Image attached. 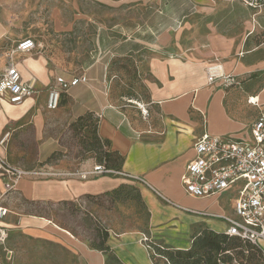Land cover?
Returning a JSON list of instances; mask_svg holds the SVG:
<instances>
[{
    "label": "crops",
    "instance_id": "obj_1",
    "mask_svg": "<svg viewBox=\"0 0 264 264\" xmlns=\"http://www.w3.org/2000/svg\"><path fill=\"white\" fill-rule=\"evenodd\" d=\"M26 2L29 6L22 7ZM219 6L241 7L255 21L262 13L215 0H0V56H5L0 73L7 66L8 50L19 42L33 39L46 48L50 46L35 27L33 16L40 13L50 16L57 34L72 33L76 26H80L79 34H93L88 41L92 45L87 47L91 51L85 58L87 63L84 61L78 75L72 78L52 72L48 59L34 54L38 48L14 56L23 79L37 81L38 93L22 105L2 104L0 140L6 133H11L10 141L21 135L27 123L44 131L51 122L70 125L90 114L98 119L99 137L109 141L111 150L124 157L122 172L127 175H102L87 181L23 179L17 185L16 200L3 202L7 180L0 174V205L7 206L10 215H18L21 229L38 237H63V233L69 244L78 246L89 264H105L103 253L90 249L52 222L17 214L16 203L24 200L42 206L77 204L129 186L138 189L150 214L152 238L167 246L189 250L193 236L202 229L226 232L225 222L213 216L233 215L230 194L193 198L185 193L181 183L195 157L194 145L204 132L248 137L252 125L264 112L260 111L254 120L251 106H264V90L257 92L254 80L240 84L246 75L256 72V65L244 64L243 45L237 39L219 34L211 24L207 36L185 41L187 33L197 34L194 22L212 18ZM21 17L29 18L24 29ZM118 56L128 58V83L138 82L146 91L144 98L137 93V97L129 96L130 91L124 97L116 94L117 74L111 72L110 65ZM211 67L233 81L227 86L222 81L209 84ZM83 76L87 82L64 93L57 111L47 109L48 89L57 77L73 81ZM257 97L262 98L261 102L256 101ZM43 149L42 165L16 167L62 171L92 170L95 165L93 159L73 161L66 157L47 163L59 150L52 143ZM0 154L6 156L3 147ZM114 235L118 239L112 237L110 246L123 264H154L142 243L143 234Z\"/></svg>",
    "mask_w": 264,
    "mask_h": 264
},
{
    "label": "rangeland",
    "instance_id": "obj_2",
    "mask_svg": "<svg viewBox=\"0 0 264 264\" xmlns=\"http://www.w3.org/2000/svg\"><path fill=\"white\" fill-rule=\"evenodd\" d=\"M28 4L29 2H26L21 5L27 8ZM33 17L37 23L35 26L37 33L46 38L50 45L46 48L36 41L38 49L34 54H43L49 61L50 70L55 74L57 72V75H64L67 78L77 76L83 67V62L87 63L85 58L91 52L87 47L92 45L88 41L93 38V34H79L77 28L80 26H76L72 33L57 34L54 31L52 19L47 13H40V16ZM28 21L29 18L21 17V24H24V26L21 25L22 29L28 27ZM195 22L194 25L198 26L196 27L197 34L187 33L185 41L200 40L207 36V27L211 24L215 26L219 34L237 39L243 45L241 55H243L244 64L256 65V72L251 76L246 75L240 84L254 80L258 86L256 91L264 90V11L256 17L255 21L251 13L241 7L219 6L212 18H199ZM83 39H85L84 43H82ZM4 61L5 56H0V66L4 65ZM110 66L111 72L117 73V79L114 80L116 94L122 95L128 91V66L124 60H119V56L117 61L111 62ZM137 85L133 86L135 92L144 98L145 91L140 90V84ZM141 92H143L142 95ZM117 98L119 99V96ZM251 107L255 120L259 112L264 111V106L252 105ZM51 123L49 129L46 128L44 131H38L36 125L34 127L27 123L26 127L21 130L22 134L9 140L8 144L3 147L6 156L3 154L2 159L12 166L42 165L44 157L40 155L47 143H52L54 148L61 151L66 158L73 161L82 159L84 157L83 147L71 124L64 126L56 122ZM16 204L17 214L48 220L69 232L76 240L89 248L90 242L95 238L94 229L96 228L109 232L108 245L113 238L118 239L114 234L120 235L128 232L143 234L142 243L146 248V241L152 238L150 214L140 200L121 203L113 202L111 198L102 196L77 204L59 206L32 205L24 200H19ZM18 218V215L12 214L7 219V224L11 229L9 247L14 253L10 264H89L87 258L77 248L78 246L69 244L65 240V234L61 233L63 237L61 235H56V237L31 236L19 227ZM157 241L166 245L164 241ZM253 254V252L234 254V264H264L263 256ZM157 261L159 264H166L162 259H157Z\"/></svg>",
    "mask_w": 264,
    "mask_h": 264
},
{
    "label": "built area",
    "instance_id": "obj_3",
    "mask_svg": "<svg viewBox=\"0 0 264 264\" xmlns=\"http://www.w3.org/2000/svg\"><path fill=\"white\" fill-rule=\"evenodd\" d=\"M215 1L240 4L255 13L264 11V0ZM37 48L38 45L33 39H25L9 51L7 66L0 73V109L4 102L15 106L22 105L38 93L37 81H25L14 61L16 54L31 53ZM208 80L211 85L222 81L223 85L227 86L233 78L219 75L211 67L208 69ZM86 82L87 78L84 76L73 81L57 77L48 89L47 109L57 111L61 106L62 95L78 84ZM250 103H252L251 99ZM10 137L11 133H6L0 140V147H5ZM194 151L195 157L190 161L181 178L185 193L198 199L230 194L234 201L233 215L213 217L225 222L226 234L249 241L264 253V112L252 125L248 137L219 136L204 132L197 139ZM0 174L7 180L3 202L16 200L17 185L23 179L77 178L87 181L109 174L127 176L122 171L106 169L99 163H95L92 170H27L8 164L1 155ZM11 213L7 206L0 205V264H10L14 256L9 247L11 229L7 224ZM195 213L209 216L205 212Z\"/></svg>",
    "mask_w": 264,
    "mask_h": 264
},
{
    "label": "trees",
    "instance_id": "obj_4",
    "mask_svg": "<svg viewBox=\"0 0 264 264\" xmlns=\"http://www.w3.org/2000/svg\"><path fill=\"white\" fill-rule=\"evenodd\" d=\"M115 60L117 61V58ZM119 60H124L126 66H128V58H119ZM129 67L128 73L131 72V68ZM135 84L138 86L137 84L139 83H128L129 88L131 87L130 89L128 88V91L132 93L129 96L137 97L133 87ZM139 87L140 90L143 89V92L145 91L140 85ZM128 91L122 93L121 96L128 95ZM71 127L80 138L84 153L82 160L93 159L95 163L102 164L106 169L122 171L124 157L119 152L111 150V143L109 141L102 140L99 137L98 119L88 114L73 122ZM63 157L64 155H62L61 151L54 152L47 159V163L56 162ZM105 196L111 198L113 202L142 201L138 189L129 186H122ZM94 232L96 235L94 240L89 244L90 248L105 255V264H123L111 246L107 244L109 232L100 228L94 229ZM145 244L154 264H159L157 259L164 260L166 264H234V254L238 255L247 252H253L255 256L264 257L262 249L249 241L231 237L226 233H217L209 229H202L193 236L192 246L189 250H176L153 238H148Z\"/></svg>",
    "mask_w": 264,
    "mask_h": 264
},
{
    "label": "bare ground",
    "instance_id": "obj_5",
    "mask_svg": "<svg viewBox=\"0 0 264 264\" xmlns=\"http://www.w3.org/2000/svg\"><path fill=\"white\" fill-rule=\"evenodd\" d=\"M32 62H33V61H32ZM261 99H262V98L257 97L256 101H257V102H261ZM251 101H252V103H255V102H254V98H252Z\"/></svg>",
    "mask_w": 264,
    "mask_h": 264
}]
</instances>
